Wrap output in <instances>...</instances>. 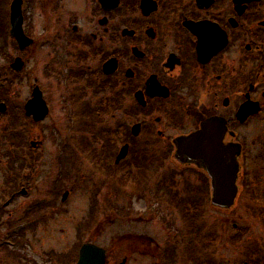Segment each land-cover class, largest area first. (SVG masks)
Returning <instances> with one entry per match:
<instances>
[{"label": "flooded vegetation", "instance_id": "obj_1", "mask_svg": "<svg viewBox=\"0 0 264 264\" xmlns=\"http://www.w3.org/2000/svg\"><path fill=\"white\" fill-rule=\"evenodd\" d=\"M24 2L33 4L44 22L39 38L51 41L50 58L63 52L65 59L56 64H64L67 76L82 85L77 91L109 86L118 112L128 102L130 117L143 118L136 123L160 142L130 145L146 172L173 167L151 156L154 152L160 158L158 152L175 151L178 137L197 131L209 118L224 120L219 130L224 143L240 148L238 197L248 223L263 233L264 249V0ZM110 62L118 69L107 76L104 67ZM59 75L50 74L66 87L70 82ZM141 238L144 248L134 253L152 256L153 240ZM31 240L30 231L12 249L24 264L35 259Z\"/></svg>", "mask_w": 264, "mask_h": 264}, {"label": "rangeland", "instance_id": "obj_2", "mask_svg": "<svg viewBox=\"0 0 264 264\" xmlns=\"http://www.w3.org/2000/svg\"><path fill=\"white\" fill-rule=\"evenodd\" d=\"M12 1L13 0H7L9 5ZM8 11L9 6L6 4V0H0V15L3 14V17L1 18H3L2 27L6 28L5 32H7V28H9L7 20ZM24 11L25 14L28 15L25 27L28 28L29 35L35 40V44L25 50V53L22 55L26 61L25 72L18 76L11 75L8 71L10 60H6L0 55V71L2 70L6 77H10V82L8 81V83H14L16 85L15 89H13V91L16 90V94L9 96L11 107H15L14 110L10 111L12 112L9 116L10 120H8L6 116H0V196L5 195L7 189V184L6 182L4 183L5 176H11L15 172H17V175H14L15 179L17 178L16 180L19 181L18 190L20 191V189L24 187L21 185H25L28 194L25 198L21 196L19 200L9 207V210L22 207L25 204L27 207L31 202L41 197L43 198L46 193L50 192L52 185H54V191L57 192V194L51 197L50 195L45 196L49 199L47 206L49 208L42 207L36 210L45 217L46 221L45 224L41 226L40 232L36 233V235L34 234V238L33 234H31L33 248L30 255L35 258L34 260H31L32 264H70V260L76 257L81 245L86 242H94L107 249L109 252L107 259L108 264H122V259L126 255V258L128 259L127 264H157L156 257L158 253H155L157 250L156 244L164 247L167 244L168 239H173L175 234H178V237L182 236V231L179 229H183L185 223L182 216L179 218L180 212L177 209L160 212L162 208L161 204H157L150 199H142L143 194L140 192H138L136 196L133 194L135 196L133 197V192L129 189V184L120 189L119 185L114 182V180L117 179L114 172L111 173L110 177H103L102 174L100 175L97 173L95 179L96 184L93 186L88 184L86 182L88 180L84 177L86 176L85 172L89 169L88 166L86 169L82 167V165H78L77 170L79 173L71 174L69 171H71L72 167L69 158L66 161L64 160L62 164L53 163L52 165L49 162L50 159H48L47 156H54L58 147L69 149L70 151H65V155L70 156L72 154V156L75 157L73 162L78 161L77 151L73 148V145L76 143L75 139L77 138V135H81L80 137L82 140H79L82 142L86 141L84 143L93 149L97 146V141L91 138V131L88 130L89 128H83L85 131L80 133L76 131L70 132L68 130L69 122L70 125H76L77 123V120L74 119V121H70L68 118L69 116H74L75 112L73 108H68L66 110V105L60 98L59 93L61 91L58 87L59 85L54 82L51 76L49 77L50 70L56 71L57 74L58 71L66 73V69L63 65L56 64L65 59L63 58V52L59 54L60 57L54 53L53 58H50L51 49L48 46L51 41L39 38L40 36H43L41 28L43 25L42 23L44 22H40V19L35 16L36 9L33 4L25 2ZM5 38V40H1L0 38V48L2 47L3 54L9 58L11 55L14 58L21 55L20 50H18L17 47L14 49L13 42L11 41L12 39L10 40L7 35H5ZM55 60L58 61L54 62ZM36 79L37 83H39L41 89L46 94L45 98L48 101L51 112L50 116L43 124L38 125L31 130L33 133H31L30 137L43 142L42 152H44L45 155L42 154V152L35 153L36 151L29 153L30 142L28 141V143H25V139L19 143V148H27L28 152L24 151L23 153H28V158H25L22 153L21 155H23V157H20L19 160L15 162L12 158H6V156H4L10 154L11 150V145L8 144L4 132L11 130L9 123L11 120H20L17 127L13 128V131L20 133L27 128V121L24 119L22 120L21 117L18 118V109L21 108V105L31 97ZM6 93V90H3L0 92V96L2 94L7 96ZM93 94L94 91L92 90L89 93V96H92L89 97L88 101H94ZM123 98L124 97L122 96V99ZM89 106L95 107L94 103L89 104ZM127 106H130L128 102ZM90 120L93 121L91 118ZM104 120V123H107L109 127H119V125L131 124L133 121L131 118H127V115L123 113L118 114L114 112H111L108 117H104ZM141 120H143V118H140L139 122H142ZM131 141L137 142L136 140ZM125 144V142L119 144L117 141L118 147L115 148V151H121L124 149L122 146ZM132 150L133 149L131 148V151ZM168 152L169 151H163V154ZM117 155L118 154H116V156ZM37 158H39L40 161H37ZM10 162H13L12 165H10ZM11 166H14L16 170L11 172ZM191 169L193 168H187L185 173L189 175L192 172ZM30 173H36V183H34L35 179L33 182L29 181L28 175ZM106 173L109 175L108 171ZM150 176V174L144 176V183L150 180ZM47 178H50L49 183L47 182ZM56 178H58L59 184L51 183V179L54 180ZM24 179L27 180V182L24 181ZM76 182L79 184H76ZM19 191H16V193ZM66 191H70L71 193L68 196V199L63 202V194ZM152 195L153 194L150 192L147 198H153L151 197ZM5 202L6 199L0 200V206L4 205ZM111 203L117 205V208H119L120 211L110 210L107 214L105 213V215L102 216L100 212L101 209H98V205L104 204V206L109 207ZM127 206H129L130 211H128L129 208ZM1 209L2 207H0V212L2 211ZM109 209L113 208H107L104 209V211L107 212ZM206 209L205 224L208 226H213L218 220L222 222L226 221L229 217L225 211L223 212L221 210L212 209L210 205L207 206ZM6 211L7 209L0 213V219L2 220L0 241L6 238V235L10 234L7 221H3L9 218L3 217L6 215ZM240 212L241 211L239 210L237 213ZM15 217V215L11 216L8 221H12ZM140 217H142L141 219H144L142 223H139L138 221ZM163 219L169 223H175V229L168 230L165 228ZM139 224H142L143 226L139 228ZM86 225L88 226V229L85 231ZM260 232L261 230L256 227V230L251 235L257 237L260 235ZM141 234L151 237L155 241L152 248V254L155 253V257L140 258V260L138 259L135 261L134 258L137 257H133L131 251L125 253L124 242L133 239L132 236H137V238H140L137 239L139 243H145L146 240L141 238ZM229 250L230 249L225 250L224 248V251H218L216 253V258L218 260H224L225 262H228V260L229 262H234L242 259L240 254L236 253L235 250V253L234 251L231 252ZM52 253H54V256H51ZM20 256L21 255L18 252L11 249L0 250V264H24L20 259ZM38 256H40V258H38ZM181 260L182 261H180L179 264H183V262L185 264V259ZM218 260L217 262H220Z\"/></svg>", "mask_w": 264, "mask_h": 264}, {"label": "water", "instance_id": "obj_3", "mask_svg": "<svg viewBox=\"0 0 264 264\" xmlns=\"http://www.w3.org/2000/svg\"><path fill=\"white\" fill-rule=\"evenodd\" d=\"M22 1L16 0L12 5L11 34L19 43L20 49L24 51L32 41L26 38L22 28ZM16 70H21L23 62L19 58L12 65ZM117 66H111L112 72ZM1 77V75H0ZM28 115H33L35 121H41L48 115V108L43 100L39 88H36L33 99L26 106ZM215 121H210L203 126L202 131L176 142L177 158L183 163H194L208 171L213 179V204L222 208H230L237 194L236 173L237 165L232 149L222 144V137L216 132ZM138 132V129L135 128ZM127 153V147L122 151V157ZM106 252L104 249L86 244L82 247L80 259L77 264H105ZM122 264H125L122 263Z\"/></svg>", "mask_w": 264, "mask_h": 264}, {"label": "trees", "instance_id": "obj_4", "mask_svg": "<svg viewBox=\"0 0 264 264\" xmlns=\"http://www.w3.org/2000/svg\"><path fill=\"white\" fill-rule=\"evenodd\" d=\"M1 20V19H0ZM2 20L0 21V38L1 40H5V29L3 26V22ZM8 36V34H7ZM14 45H15V42H14ZM15 48H16V45H15ZM4 52L2 51V47L0 48V55L3 56L6 60H10L11 61V58L7 57L6 55L3 54ZM10 71V70H9ZM10 74L12 75H15V76H18L19 74L18 73H15L13 71H10ZM14 127H17V124H13L11 126V130L10 131H6L7 134L5 135V138L7 139L8 141V144L11 145L12 147L14 148H17L15 149L14 151H11L10 154H9V157L10 158H17V156H19L20 154V151H18V149H20L19 147V143H21L22 141H24L26 139V141H24L25 143L28 142L27 140L30 139V136H31V130L30 128H32V125H30L27 121V124H26V129L23 131V132H17V131H13V128ZM91 135H93L94 139L97 140V138H102L103 135L102 134H97L96 131L94 129H91ZM23 142V143H24ZM22 143V144H23ZM22 150V149H20ZM1 151V149H0ZM6 156V158H9L8 155H4ZM13 162H10V165H12ZM11 172L15 171L16 169L14 168V166L12 167L11 166ZM14 175H17V172H15L14 174H12L11 176H8L9 178V182L10 184H12V182L16 185L19 181L15 179V176ZM197 220V221H196ZM189 223H197V226L204 223V221H202V217L197 213V216H190V220H189ZM211 230V229H210ZM208 239V242H209V234H207L206 237H202L201 235V231H197V242L200 240L201 241V245L199 246V249L200 250H204V252H202V256L197 259L198 260V263L197 264H212L211 263V257H210V254H209V251H208V243L205 242V240Z\"/></svg>", "mask_w": 264, "mask_h": 264}]
</instances>
